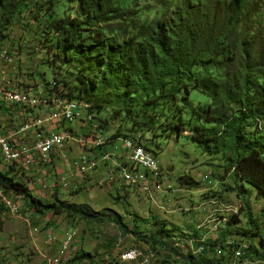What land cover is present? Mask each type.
Listing matches in <instances>:
<instances>
[{"label": "trees", "instance_id": "trees-1", "mask_svg": "<svg viewBox=\"0 0 264 264\" xmlns=\"http://www.w3.org/2000/svg\"><path fill=\"white\" fill-rule=\"evenodd\" d=\"M116 1L57 0L61 6L54 12L52 23L60 37L57 48L67 53L63 56L65 63L76 62L82 67L77 85L72 87L52 71L55 90L61 94L58 85H65L69 90L61 96L86 104V111L92 114L113 105L116 119L131 123L132 130L148 132L155 124L148 117L150 111L178 102L180 94L185 100L193 90H199L212 100L200 117L205 124L219 129L209 131L195 126L192 141L208 152L230 153V169L264 199V139H251L242 129L251 118L257 124L264 120V1L166 0V7L150 22L128 20L129 12H117V7L110 5ZM75 2L77 9L70 11L74 15L60 13L66 3ZM32 6L31 0H0V42L7 37L9 27ZM29 12L35 16L33 8ZM114 12L119 17L112 18ZM113 20L121 21L123 27H111L109 35L106 26ZM54 57L58 59V54ZM41 78L45 79L44 75ZM0 187L7 194L24 198L28 208L40 214L66 215L73 221L101 220L100 212L88 205L71 204L57 197L46 203L37 200L23 185V179L4 166H0ZM245 216L249 227L244 235L255 238L260 232L258 223L249 210ZM115 222L121 224L119 219ZM155 224L159 228L154 232H166L165 224ZM131 233L152 249L159 246V252L168 251V256L192 261L154 235H143L139 229ZM205 241L202 253L224 256L226 245ZM239 245L231 247L237 249ZM218 248L222 255L217 254ZM228 252L232 258V252ZM259 252L250 245L245 257L264 260ZM79 255L94 264L98 258L80 251L68 264Z\"/></svg>", "mask_w": 264, "mask_h": 264}, {"label": "rangeland", "instance_id": "rangeland-1", "mask_svg": "<svg viewBox=\"0 0 264 264\" xmlns=\"http://www.w3.org/2000/svg\"><path fill=\"white\" fill-rule=\"evenodd\" d=\"M31 1L32 8L35 10L34 15L37 18L30 14L29 10L32 8H29L24 13L25 16L16 20V25L12 26L15 24L13 23L8 30H11L12 35L17 32L16 42L20 43L19 45L24 50L23 62L35 71L31 73L34 74L32 76L35 79L36 91L39 93V90H43L40 86L44 83L42 80L54 82L52 71L56 72L55 74H58L60 78L63 77L69 87L77 85L76 78L81 76L82 65L68 61L65 63L63 56L67 53L57 48L60 37L54 30L55 28H52L54 12L61 4L57 0ZM110 5L117 7V12H129L128 20L130 21L150 22L161 13L163 7H166V0H117ZM173 5L174 3H171V7ZM77 6V2L66 3L60 13L66 11L67 14L74 15V12L70 11L71 9L75 11ZM115 16L119 17L116 12L112 18ZM122 25L121 21L113 20L106 26L108 34L111 33V27L121 29ZM262 40H264V30ZM56 54H58V59L54 57ZM42 75L45 79L41 78ZM38 81L41 82L37 84ZM47 86L49 87V84ZM58 87L62 90L61 94L67 95L66 89L68 88L65 85H58ZM182 95L178 97V102L162 105L149 112L148 117L155 123L149 132L147 129L132 130L131 123L116 119L113 115L115 111L113 105L106 106L97 115L92 114L95 119L89 121L87 125L76 121L66 124L75 133L79 135L83 133L86 137L94 138L96 143L99 140V133L104 134V137L100 139L102 142L100 147L98 144L95 147L103 152L106 151L102 148L103 146L113 145L119 140L139 139L146 148L156 154L159 165L160 175H152L149 182L142 187L125 184L127 187L123 189L124 194L122 195L107 193L102 187L99 189L100 183L91 187L87 192L85 190L81 192L85 195L82 198H88V193L95 191L96 198L86 205L100 212L101 220H70L69 227L77 228L82 234L80 237L82 244L86 242L92 246V256L114 258L119 245L147 250L145 248L149 246L143 243L137 235L131 233L132 230L139 229L143 235L158 237L161 243L166 241L171 243L183 254V251H186L187 257L189 254L192 255L190 257L194 261L195 242L202 240V237L200 238L202 232L209 231L206 228L207 223L215 219V221L222 222V231H226L230 226L226 233L227 236L245 238L244 242L248 243L249 247L251 245L253 251H260L259 253L264 256V247L260 246L264 245V199L259 197L254 189L245 186L240 177L230 169L228 162L230 153L213 150L208 152L192 141L190 135H193L195 126H204L202 128L209 131L219 128L205 124L199 115L212 103L211 99L199 90H193L185 100L181 99ZM211 127L214 128L209 129ZM242 129L251 135V139H259L261 142L264 139V120L257 124L251 118L245 122ZM79 139L77 137V140ZM87 140H85V145L74 141L73 144L81 147L83 153L79 159L72 158L73 160L69 161L75 163L85 158L96 164V170L99 166L98 162L91 158L92 154L85 153L90 152L87 149L89 147ZM70 148L72 149L71 145L67 147L69 151ZM31 195L39 200L36 197L38 195ZM55 197L58 198L55 195L52 199L50 197V200L52 201ZM15 201L16 204H20L21 213L25 217L29 216L27 218L30 220L32 217L35 219L34 216H30V209L24 198L20 196ZM220 201L223 203L220 204ZM248 210L259 226L260 232L255 238H246L244 235V231L249 227L245 216ZM17 217H13L5 204H2L0 194V264H49L41 257L36 247H32L34 239L30 238L31 229L37 222L31 220L32 226H29ZM66 218L65 216L64 220ZM116 219H119L121 224L115 222ZM156 222L160 227L165 224L166 232L162 233L163 235L154 232L159 228L154 226ZM200 225H202L201 228L198 227ZM215 227L216 225L213 230L219 231L220 225L218 229ZM18 228L23 229L20 235L15 232ZM229 230L231 232H228ZM167 234L169 236H165ZM77 247L80 250V245ZM85 253H91L90 247L86 248ZM168 254V251L162 252V261L165 259L166 262H170L169 264H182L181 260L168 256ZM249 259L255 260L252 257ZM187 261L186 259L185 264ZM193 263L191 261V264ZM71 264H94V262L79 255Z\"/></svg>", "mask_w": 264, "mask_h": 264}, {"label": "built area", "instance_id": "built-area-1", "mask_svg": "<svg viewBox=\"0 0 264 264\" xmlns=\"http://www.w3.org/2000/svg\"><path fill=\"white\" fill-rule=\"evenodd\" d=\"M16 33L14 32L10 38L7 54H0L2 56V63H0V166L9 168V171L23 179L25 187L33 188L34 195L39 196L42 191L51 192L41 172L54 168L53 157L55 155L60 157L73 139L71 130H61V123L76 121L87 125L89 121H94V116L90 111L81 110V113H74L71 108H67V102L62 100V96L46 93L45 88L41 93L26 95L28 85L35 83L23 81V74L35 71H32L31 66L25 63H10L11 55L24 54L19 51L20 43L16 42ZM9 77H17V84H9ZM36 108H43V115H36ZM39 130H46V137H39ZM100 139L97 144L101 143ZM123 148L127 153L128 171L119 172L114 169L108 181L112 184L136 186V181L150 180V177L155 175L156 154L146 148L139 139L124 143ZM140 150H148L149 158H141ZM74 166L82 172L93 171L96 168L95 163L85 158L75 162ZM0 194L3 203L6 193L1 190V187ZM17 197L20 196L13 195L11 198L12 205L16 213L22 214L20 204H16L15 201ZM37 231L36 228L35 232ZM239 244V247L232 251L231 264H259L256 260L251 261L245 257L246 242L243 240ZM79 245V231L72 227L65 234L53 264H63L69 249ZM197 249L202 247L198 246ZM217 254H222L219 248ZM114 262L163 264L155 262V257L151 255L142 257L140 249L120 245L114 258L95 259V264H114Z\"/></svg>", "mask_w": 264, "mask_h": 264}, {"label": "crops", "instance_id": "crops-1", "mask_svg": "<svg viewBox=\"0 0 264 264\" xmlns=\"http://www.w3.org/2000/svg\"><path fill=\"white\" fill-rule=\"evenodd\" d=\"M90 127V126H89ZM70 132L73 135V139L69 142V146H72V149L70 148V151L66 149L65 151L62 152L61 156H54L53 161H54V168L51 170H43L41 172L42 176L45 179V182L47 185L50 187L51 192H45L42 191L41 195L36 196L39 198V200L43 202H51L50 197H54L55 195L58 196V199L64 202H68L71 204H76V205H86L90 204V200H94L96 198L95 191H92L91 193H88V198L82 196L84 193H81L83 190L87 192V190H90L91 187L95 186L96 184L99 185V189L105 188L106 192L108 193H114L118 195H122L123 189L127 187L125 184H112L108 181V177L110 173L116 169L119 165L126 163L128 161L127 158V153L123 148V141L119 140V142L113 144V145H107L103 146V148L106 149L105 152L96 149L97 143L94 138H90V136H84L83 133L82 135H79L78 133H75L73 129H70L68 127ZM86 129V128H85ZM80 139L77 140V137ZM99 137L101 136L102 138L104 137V134L101 132L99 133ZM86 137V138H84ZM89 137V139H88ZM88 139V140H87ZM77 141L78 144H84L85 140L89 142V147L87 148L88 151L90 152H85L92 154L91 158L96 160L98 162V168L93 171H86L82 172L78 167L74 166L73 162H70L72 158L74 159H79L83 153V150L81 147L74 145V141ZM81 142V143H80ZM85 145V144H84ZM92 146V147H91ZM100 147V146H99ZM87 149H85L87 151ZM90 156V155H89ZM73 160V159H72ZM124 160V161H123ZM59 176V177H58ZM87 188V189H86ZM31 194L34 195V191H31ZM223 203V201H220V204ZM225 203V202H224ZM227 207V204L225 205ZM30 216H34L31 218L32 222L36 221L37 224L35 226H32L31 220L27 217L24 218L22 217H17L19 219H22L25 221L29 226H32V235L30 238L34 239V246L36 247V250L41 254V257L47 260L49 264H53V259L57 256L59 253L60 247L62 245L63 239L65 234L71 229L69 227V219L66 215H60L56 216L53 215L52 213H45V214H40L37 213L35 210H30ZM65 216L67 217L66 220H64ZM14 217V216H13ZM216 220V219H215ZM211 220L207 223V230L209 231H204L202 232V240H198L199 247H202V249H197L195 248L197 243L194 245L193 249L195 250L196 253L193 254V257L195 260L193 264H230V259H231V254L228 252V249L232 252L234 251V248L231 247L232 245L239 244L241 241L245 240V238L241 237H230L227 236V230L230 228L228 226V229L226 231L223 230L222 222L220 221H215ZM56 222V223H55ZM214 225H220L221 231H214L213 227ZM202 227V225L198 226ZM24 231H26L25 227ZM38 229L37 232H35V229ZM17 234H22L23 229L18 228ZM230 232V230L228 231ZM80 237H81V233ZM207 241H217L219 243H223L224 245L228 246V248L224 251V256L222 257H215L213 254H207V253H202L205 249V240ZM252 238V237H251ZM248 240V239H246ZM261 247H264L263 244L260 245ZM87 247H90L91 253L93 254V248L90 246L88 243H81L80 241V250L78 249V252L80 251H85ZM145 248V249H149ZM249 244L246 243V249H245V255L247 250H249ZM144 250V249H142ZM179 250V249H178ZM181 253V251L179 250ZM184 256L186 255L185 252L183 251ZM202 253V254H199ZM169 255V254H168ZM222 255V254H221ZM192 256V255H188ZM164 257V256H163ZM187 257V255L185 256ZM173 258H178L173 255ZM184 258V257H183ZM179 260H182L181 257L178 258ZM257 263H264V260H256ZM182 264H185V261H180ZM188 262V261H187ZM186 264H191L190 262Z\"/></svg>", "mask_w": 264, "mask_h": 264}, {"label": "bare ground", "instance_id": "bare-ground-1", "mask_svg": "<svg viewBox=\"0 0 264 264\" xmlns=\"http://www.w3.org/2000/svg\"><path fill=\"white\" fill-rule=\"evenodd\" d=\"M12 36L13 35L11 34V30H8L7 37L2 42H0V54H7V48L10 45V38ZM19 51L24 52L23 48H21L20 45H19ZM0 63H2V56H0ZM10 63H24L22 55H11L10 56ZM32 75H34V74H32L31 72H27L26 74H23V81H26V82L35 81V79ZM42 81L44 83L43 84L41 83L42 85H40V86H42L43 89L45 88L46 93H54L55 96H61V94L55 90V83L56 82L47 83L45 80H42ZM40 82L41 81H38L37 84H39ZM9 84H17V77H9ZM47 84H49V87L47 86ZM39 91H40L39 93H41V90H39ZM33 93H38V91H36V89H35V85H28V88H26V95H33ZM62 100H65L67 102V108H71L74 113H81V110H83V111L87 110L86 104L78 103L76 101H69L66 98H64L63 96H62ZM36 115H43V108H36ZM67 123L69 124L70 122L61 123V130H68L69 129L66 125ZM39 137H46V130H39ZM99 138H101V136ZM132 140H137V139L136 138H126L123 140V144L129 143ZM100 144H102V142L98 143L99 146H100ZM140 157L141 158H149V151L148 150H140ZM158 166H159L158 162L156 161L154 163L155 175H160ZM116 170L119 172H127L128 171V162L126 161V163H124V164L121 163V165H119L116 168ZM14 176H16L15 173H14ZM147 182H149V180L136 181V186L137 187L138 186L142 187V185L145 186ZM27 188L30 189L31 191H34V189L31 187H27ZM1 190H3V189L1 188ZM11 198H13V195L6 193V198H4V202L2 204H5V207L10 211L11 214H13L14 217H16V216L22 217L23 216L22 214L16 213L14 206L12 205V199ZM23 218H24V216H23ZM218 226L219 225H216L215 228L218 229ZM132 248L140 249L138 247H132ZM158 248H159V246H158ZM158 248H157V250L152 249V248H149L147 250L140 249V254L142 257H149L150 255L155 257V262H162L163 264H169L170 262H166L165 259L162 261V259H163L161 256L162 252H159ZM77 252H78V247H76L74 249H69V253L66 256L63 264H68L71 260H73L74 257L76 256ZM99 258H102V257H99ZM114 264H122V262H114Z\"/></svg>", "mask_w": 264, "mask_h": 264}]
</instances>
